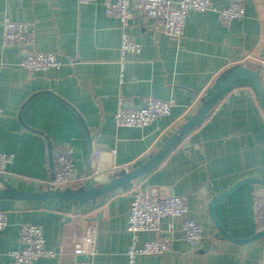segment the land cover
Here are the masks:
<instances>
[{
  "label": "crops",
  "instance_id": "crops-1",
  "mask_svg": "<svg viewBox=\"0 0 264 264\" xmlns=\"http://www.w3.org/2000/svg\"><path fill=\"white\" fill-rule=\"evenodd\" d=\"M209 1L215 10L189 12L178 40L135 17L128 32L140 52L126 54L121 63L122 31L117 19L105 15L103 0H0V153L13 156L1 177L19 190L47 189L54 173L50 149L69 145L76 174L86 178L83 185L104 183L158 150L226 70L238 65L259 70L264 88V0H240L244 17L229 25L218 11L233 0ZM5 19L30 25L26 49L3 43ZM30 51L53 54L59 66L29 73L21 63ZM146 98L171 100L170 113L146 127L116 126L119 99L139 108ZM245 178H264V114L253 85L243 80L154 170L124 189L95 202L0 200L7 216L0 264H9L19 248L23 224L38 226L53 254L32 264H126L134 190L156 199L187 198L183 217L161 219L159 233L138 234V245L171 234V250L141 257L138 264H264V236L246 244L216 238L207 212L213 196ZM259 188L242 185L215 206V217L231 237L245 240L258 232L253 199ZM186 219L202 229L193 248L181 231ZM85 236L92 243L81 244V252L77 245Z\"/></svg>",
  "mask_w": 264,
  "mask_h": 264
},
{
  "label": "built area",
  "instance_id": "built-area-1",
  "mask_svg": "<svg viewBox=\"0 0 264 264\" xmlns=\"http://www.w3.org/2000/svg\"><path fill=\"white\" fill-rule=\"evenodd\" d=\"M95 3L98 0H81ZM104 12L108 17L118 20L122 36L120 45L121 63L126 54H138L140 44L129 34L128 29L135 17H142L152 22L155 30L161 34L178 40L183 36L185 20L191 11L203 12L215 10L209 0H103ZM221 22L229 25L234 20L244 17V8L240 0H233L228 7L218 11ZM2 41L5 45L17 49H26L31 43L32 30L28 23L12 22L5 19L2 24ZM22 66L29 73L44 72L55 69L59 62L53 54L35 51L26 52ZM173 106L171 100H142L139 108L129 107L122 99L114 113V123L117 127H146L159 117L167 116ZM73 149L69 145L54 148L51 160L54 173L48 187L55 189H76L86 180L76 174L73 165ZM13 156L0 153V176L5 173L6 166L12 162ZM187 212L185 196H169L162 199L151 197L146 192L134 190L130 193L129 210L127 213V232L132 236V242L127 249L126 264H138L141 257L161 255L171 250L174 236L166 235L159 239L137 244L141 232H160V221L163 218H181ZM254 222L258 231L264 229V188L255 191L253 199ZM6 213L0 211V231L6 226ZM185 242L195 247L201 240L202 229L191 219L181 224ZM19 248L14 250L9 264H32L41 257H51L52 252L46 247L41 229L33 224H23L18 233ZM90 236L82 237L77 245L91 244Z\"/></svg>",
  "mask_w": 264,
  "mask_h": 264
},
{
  "label": "water",
  "instance_id": "water-1",
  "mask_svg": "<svg viewBox=\"0 0 264 264\" xmlns=\"http://www.w3.org/2000/svg\"><path fill=\"white\" fill-rule=\"evenodd\" d=\"M243 80L248 81L253 85L258 96L261 109L264 114V88L259 70H252L250 68L240 65L234 66L226 70L217 78V87L215 88V90L205 99H203L199 107L194 111V113L164 141V143L158 150L151 154L148 159L137 168H134L130 171H121L115 176H113L110 180L101 184L95 183L94 180H89L85 183V185H82L76 189L60 190L49 187L47 189H40L38 191L31 192L19 190L11 186L0 176V200H11L20 202H45L49 200L81 202L84 200H92L95 202L96 200L100 199L105 195H108L109 193L115 190L124 189L129 186L132 181L143 177L152 170H154L180 140H182L192 130H194L196 127L200 126L204 122L209 112L223 98L228 89L234 83ZM36 95L37 94L32 96L28 101H30ZM20 121L22 123V119ZM245 184H255L264 188V178H245L239 180L228 190L224 191L219 195H215L210 199L207 206V212L211 221L217 229V232L215 233L214 237L224 238L237 244H246L264 236L263 229L258 231L248 239H235L225 232V230L214 215L215 206L230 193Z\"/></svg>",
  "mask_w": 264,
  "mask_h": 264
}]
</instances>
